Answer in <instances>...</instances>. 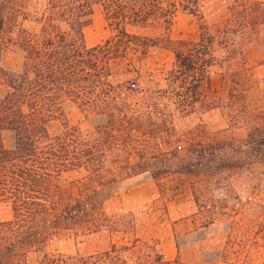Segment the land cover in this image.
<instances>
[{
	"label": "rangeland",
	"instance_id": "374dc122",
	"mask_svg": "<svg viewBox=\"0 0 264 264\" xmlns=\"http://www.w3.org/2000/svg\"><path fill=\"white\" fill-rule=\"evenodd\" d=\"M257 1L264 2L200 0L198 12L178 9L170 28L131 27L170 39L145 54L132 46L127 58L113 64L109 80L121 85L114 91L147 110L152 105L153 118L143 113L140 127L122 126L119 113L117 122L107 123L73 101L47 123L45 135L36 141L44 151L57 148L60 155H76L80 146L93 145L97 155H105L107 169L117 174L127 162L144 161L150 168L119 178L105 192V210L119 228L65 231L49 242L47 251L88 256L116 248L114 255L125 264H264V154L259 159L242 155L248 145L240 149L251 130L264 125V17L253 21ZM45 4L32 0L28 17H20L14 31H39ZM12 24H7L5 40ZM82 26L88 46L116 34L99 3ZM203 32L213 36L207 78L199 94L183 97L168 77L177 67L172 45L196 41ZM5 40L0 42V98L10 89V73L24 67V50ZM134 84L139 90L126 88ZM3 139L7 148L15 147L13 130L5 129ZM221 149L223 154L211 155ZM186 163L194 171L188 172ZM87 175L86 167L76 166L64 171L59 183L79 195ZM14 217L13 203L0 199V222ZM171 245L179 250L174 259L163 253L170 254Z\"/></svg>",
	"mask_w": 264,
	"mask_h": 264
},
{
	"label": "trees",
	"instance_id": "16d2710c",
	"mask_svg": "<svg viewBox=\"0 0 264 264\" xmlns=\"http://www.w3.org/2000/svg\"><path fill=\"white\" fill-rule=\"evenodd\" d=\"M95 3L103 6L116 34L104 43L88 46L82 22ZM31 4L32 0H0V42L6 39L7 24L13 23L9 30L12 35L5 41L17 44L25 53L23 69L10 73V89L0 98V199L12 202L15 209L13 219L0 222V264H125L114 255L116 248L88 256L53 253L46 248L65 231L88 234L103 227L119 228L105 210V192L119 178L150 168L144 161L139 165L127 162L117 174L111 167L107 169L105 155H97L93 145L80 146L76 155H60V149L44 151L36 141L69 101L107 123L117 122L115 113H119L118 121L128 130L144 123L143 113L151 120L152 105L147 110L114 91L121 85L109 80L113 64L127 58L132 46L145 54L150 46L170 40L140 34L131 27L170 28L178 9L198 12L200 0H46L39 31H14L20 25L19 18L28 17ZM253 10V21L258 22L264 17V2L253 3ZM212 43L213 36L203 32L196 41L172 45L177 67L168 77L170 86L181 90L180 96L201 92L212 61ZM126 88L139 90L136 84ZM5 129L15 133L14 148L5 146ZM243 141L241 151L245 145L249 151L243 150L242 155L253 154L260 159L264 154V125H256ZM194 148L191 145L190 150L194 152ZM80 152L83 154L78 155ZM221 154L222 149L219 153L213 150L211 155ZM186 165L188 172L194 171ZM76 166L88 170L79 195L59 183L63 172Z\"/></svg>",
	"mask_w": 264,
	"mask_h": 264
},
{
	"label": "crops",
	"instance_id": "0c3cea01",
	"mask_svg": "<svg viewBox=\"0 0 264 264\" xmlns=\"http://www.w3.org/2000/svg\"><path fill=\"white\" fill-rule=\"evenodd\" d=\"M169 247L171 248L169 251L170 254H168L166 250H164L163 253L167 254L169 258H172V259L176 258L179 254V250L176 247H174L173 245H171ZM183 264H185V263H183Z\"/></svg>",
	"mask_w": 264,
	"mask_h": 264
}]
</instances>
